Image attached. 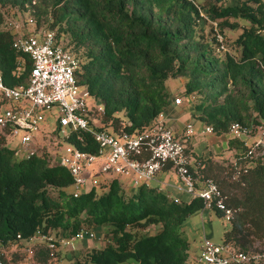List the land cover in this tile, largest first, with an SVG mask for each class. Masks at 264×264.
I'll list each match as a JSON object with an SVG mask.
<instances>
[{"label":"trees","instance_id":"1","mask_svg":"<svg viewBox=\"0 0 264 264\" xmlns=\"http://www.w3.org/2000/svg\"><path fill=\"white\" fill-rule=\"evenodd\" d=\"M8 7L27 9L36 27L53 28L57 41L62 37V44L77 52L76 81L103 107L94 118L99 128L115 134L145 129L170 104L168 80L174 76H181L194 117L211 125L213 133L230 132L235 121L250 126L246 137L227 139V159L194 156L199 162L194 174L198 184L213 179L234 210L222 242L250 254L264 252V152L248 153L252 142H247L264 124V0H0V72L7 84L16 85L27 82L32 61L13 46L16 33L5 26ZM240 21L235 54L223 28ZM206 24L211 36L204 32ZM214 27L227 46L222 52ZM19 58L24 61L17 75ZM53 132L59 134L58 124ZM66 140L97 149L87 132H71ZM6 141L0 135V243L5 248L22 246L37 230L68 237L98 226L106 237L102 246L76 256L72 264H131L132 258L138 264H188L183 224L203 208L200 196L175 202L146 184L128 193L112 177L100 192L92 187L74 197L72 174L57 159L51 162L45 149L17 156ZM187 150L194 155L190 142ZM19 251L10 252V264H22ZM58 253L42 242L36 258L52 264ZM0 260L5 263L1 254Z\"/></svg>","mask_w":264,"mask_h":264},{"label":"built area","instance_id":"2","mask_svg":"<svg viewBox=\"0 0 264 264\" xmlns=\"http://www.w3.org/2000/svg\"><path fill=\"white\" fill-rule=\"evenodd\" d=\"M213 23L216 25V22ZM214 30L218 41L217 51L222 52L227 49L224 37L215 27ZM14 32L16 35L13 46L27 53L32 61L26 83L9 85L0 72V135H5L7 139L19 136L21 148H15L17 156H28L33 152L30 142L35 133L41 130L45 120L40 108L56 109L59 133L65 140L71 132L80 131L89 133L97 144V149L90 151L66 140L67 145L57 157L59 164L72 174L74 197L89 190H86L88 183L97 181L93 168L97 161L101 162L99 171L127 176L131 184L137 187L148 185L159 171L169 166L175 170L180 180L177 186L179 190L200 196L203 207L219 209L225 219L231 218L234 210L226 205V196L218 184L211 178H205L198 184L194 167L199 162L187 150V143H191L194 129L191 121L186 123L181 136L176 135L167 123L165 110H161L139 132L124 131L115 134L97 127L90 120H94L103 107L85 87L77 83L75 70L79 66V59L76 54L57 41L55 31L51 28L27 35L18 34L16 29ZM23 61V58L17 61V75ZM173 100L175 103L181 102V95L175 96ZM258 128L259 132L248 153L259 148L264 152V124ZM204 131H212L211 125H204ZM229 131L236 136L246 135L251 127L235 121L230 124ZM22 148L26 151L24 155L21 153ZM172 199L179 201L178 197ZM17 238L22 239L20 234ZM98 238L99 234L93 228H81L68 237L37 230L24 239L22 264H40L36 251L42 242H46L51 249H58L73 246L75 240ZM15 246L16 243H12L10 250H17ZM10 250L0 243V254L5 258V263L0 260V264H10ZM195 258L198 264H264V252L250 254L209 237L203 238Z\"/></svg>","mask_w":264,"mask_h":264},{"label":"rangeland","instance_id":"3","mask_svg":"<svg viewBox=\"0 0 264 264\" xmlns=\"http://www.w3.org/2000/svg\"><path fill=\"white\" fill-rule=\"evenodd\" d=\"M232 0H227V3H231ZM5 12V26L11 30H17L18 34H31L35 31L42 30L44 28H47V26H40L36 27L35 18L31 15L30 11L18 9L16 7H8L4 9ZM8 22H11L10 24ZM243 23L240 21V23L235 28H229L228 26H225L223 28L224 35L226 37V40L229 44V47L231 48V51L235 54L238 53L239 49L235 48V45L233 44V40L235 37L239 34V32L242 30ZM53 29V28H52ZM54 29H56L54 27ZM210 26L206 24L204 26V32L211 36L210 33ZM61 42H63L62 37L60 38ZM67 47H70V45L66 44ZM74 52L77 54V52L74 50ZM181 76H174L170 77L168 80L169 89L171 91V94H174L175 89L171 87H181L180 82ZM91 102V100H90ZM42 109L45 120L42 123L41 130L37 131L35 133L34 139L31 140V148L34 151L45 149L48 152V155L50 157L51 162L56 161L58 155L64 150V147L67 145V141L63 137L61 133L57 134L53 132V130L56 128V115L57 110H49V109ZM94 123H98V121L93 120ZM194 130V129H193ZM196 133V130H195ZM207 135H199L196 134L197 139L203 138V139H211L213 136V133L206 132ZM212 134V135H211ZM8 146L11 147H20L19 144V136L15 137H9L6 141ZM22 155L26 154V151L21 149ZM226 157H223V159H227L228 155H225ZM230 156V155H229ZM220 158V160L222 159ZM101 162L97 161L95 164H93V168H95L96 175L95 178L97 181L95 183H88L86 190L92 187L97 189L96 191L100 192L101 190L106 188L105 183L113 176H117L119 180L122 182L124 187H126L127 191H131L137 189V186H134L129 181V178L127 176L121 175V174H114L112 172H101L99 171ZM105 182V183H104ZM104 183V184H103ZM81 189H84V186H81ZM203 219V220H202ZM229 227V221L224 218L223 215L217 213L214 209H206L204 210L202 217L200 215V211H196L191 213L188 216V219L183 224V230L188 233L187 234V241H188V257L187 260L190 263L198 264L196 261V254L198 253V245L200 243V240L202 239L203 231L209 232L211 237L216 242H222V236L223 232L226 228ZM94 229L99 234L98 239H91V240H75L73 246L71 247H60L58 255L55 256L57 260L53 261L57 264H72V262L76 259V256H84L88 250H90L92 247H99L102 246L104 243L106 237L104 238V232L103 230L98 227L94 226ZM17 249H19V252H23L22 246H15ZM131 264H138L135 259H130Z\"/></svg>","mask_w":264,"mask_h":264},{"label":"crops","instance_id":"4","mask_svg":"<svg viewBox=\"0 0 264 264\" xmlns=\"http://www.w3.org/2000/svg\"><path fill=\"white\" fill-rule=\"evenodd\" d=\"M171 88H174L175 91L177 92L171 94L172 100L168 105V107L165 109V119L167 123L170 125V127L173 129L174 133L178 136H181V133L184 130L187 122L191 121L193 123L194 130H193L191 144L194 155L192 156L209 157L214 155L216 158H221L222 156L226 157L225 155L229 156L231 151L227 149V139L231 136H236V135H234V133L232 132H227L221 135H217L212 131H204V122H201L194 117L192 101L186 99L185 96L183 95V91H182L183 85H181V87H171ZM179 94L181 95L182 100L179 103H175L173 98ZM206 132L213 133L211 139H203V138L197 139L196 134L205 136L207 135ZM240 137L244 138L246 136L242 134L240 135ZM254 138H255L254 135L248 136L247 142L248 143L253 142ZM113 177H117V176H113ZM179 184H180V180L175 170L172 167L168 166L167 168L159 171L155 175V177L149 181L148 186L156 187L157 189L166 192L170 198L178 197L180 202H186L190 200L193 197V195L184 190H179L177 188ZM132 191L130 188V191L127 192L131 193ZM206 209L208 210L211 208L203 207L202 209L198 210L200 211L201 217L204 210ZM184 233L186 237H188L187 236L188 233L185 231V229H184ZM204 237H209L213 240L209 232L203 231L202 239L200 240V243L198 245V250L200 248V244Z\"/></svg>","mask_w":264,"mask_h":264}]
</instances>
